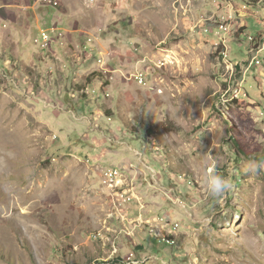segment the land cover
I'll use <instances>...</instances> for the list:
<instances>
[{
  "label": "rangeland",
  "instance_id": "1",
  "mask_svg": "<svg viewBox=\"0 0 264 264\" xmlns=\"http://www.w3.org/2000/svg\"><path fill=\"white\" fill-rule=\"evenodd\" d=\"M52 1L0 0V264H264V0Z\"/></svg>",
  "mask_w": 264,
  "mask_h": 264
},
{
  "label": "built area",
  "instance_id": "2",
  "mask_svg": "<svg viewBox=\"0 0 264 264\" xmlns=\"http://www.w3.org/2000/svg\"><path fill=\"white\" fill-rule=\"evenodd\" d=\"M47 1V0H46ZM50 2L52 3L53 1L50 0ZM54 6H57L58 2L54 1ZM52 30V32H54V40H47V32H49L47 29L42 30L41 36H42V47L44 49L48 48L54 41L59 42L60 44H62V40H63V31L61 30L62 28L57 26V27H51L50 28ZM226 27L224 25H220L216 28V31H220L223 32V30H225ZM57 37V38H56ZM248 40L251 42L256 41V38L254 37H248ZM38 41V39H36V42ZM88 44L92 43V39L91 38H87ZM264 44V35L260 38L259 41V46L260 49L263 47ZM85 51L86 53H90V50H93L92 47H89L88 45H86L85 47ZM102 61V58H100V62ZM137 79L139 80L140 83L144 82V74L140 73L137 76ZM132 252V255L130 257H128L127 259V263H137V264H147L149 262V260L146 259H139L135 253Z\"/></svg>",
  "mask_w": 264,
  "mask_h": 264
},
{
  "label": "clouds",
  "instance_id": "3",
  "mask_svg": "<svg viewBox=\"0 0 264 264\" xmlns=\"http://www.w3.org/2000/svg\"><path fill=\"white\" fill-rule=\"evenodd\" d=\"M261 167H264V165L251 162L245 167L244 171L246 174L258 173ZM204 179L209 194L214 197H221L234 187L230 177L215 174L211 167L206 170Z\"/></svg>",
  "mask_w": 264,
  "mask_h": 264
},
{
  "label": "crops",
  "instance_id": "4",
  "mask_svg": "<svg viewBox=\"0 0 264 264\" xmlns=\"http://www.w3.org/2000/svg\"><path fill=\"white\" fill-rule=\"evenodd\" d=\"M244 34H246L245 32L242 34V38L241 39H243L244 38ZM12 36H15V35H12ZM13 41H16V39L15 38H13L12 39ZM233 43H235V44H238V46L242 49V47H246L248 44H244L243 42H240L239 41V39H233ZM243 53H237V55H242Z\"/></svg>",
  "mask_w": 264,
  "mask_h": 264
},
{
  "label": "bare ground",
  "instance_id": "5",
  "mask_svg": "<svg viewBox=\"0 0 264 264\" xmlns=\"http://www.w3.org/2000/svg\"><path fill=\"white\" fill-rule=\"evenodd\" d=\"M50 38V34L49 32H47V40Z\"/></svg>",
  "mask_w": 264,
  "mask_h": 264
}]
</instances>
